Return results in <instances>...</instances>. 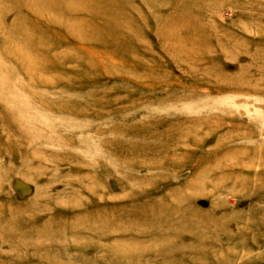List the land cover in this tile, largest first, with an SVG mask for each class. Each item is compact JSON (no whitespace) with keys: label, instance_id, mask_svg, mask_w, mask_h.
I'll return each instance as SVG.
<instances>
[{"label":"rangeland","instance_id":"374dc122","mask_svg":"<svg viewBox=\"0 0 264 264\" xmlns=\"http://www.w3.org/2000/svg\"><path fill=\"white\" fill-rule=\"evenodd\" d=\"M20 1L0 264H264V0Z\"/></svg>","mask_w":264,"mask_h":264},{"label":"bare ground","instance_id":"6f19581e","mask_svg":"<svg viewBox=\"0 0 264 264\" xmlns=\"http://www.w3.org/2000/svg\"><path fill=\"white\" fill-rule=\"evenodd\" d=\"M24 1V0H23ZM23 1H20V2H23ZM28 1H33V0H28ZM28 1H27V4H28ZM60 1V0H59ZM61 1H64V0H61ZM20 2H18V3H20ZM39 2V1H38ZM42 4H44V2H42V1H40ZM70 2V1H69ZM29 3H31V2H29ZM34 3V2H33ZM58 3V2H57ZM61 2H59V7H60V5L62 6L63 5V3H66V1L65 2H63L62 4H60ZM54 4H55V2H54ZM70 4H72V3H70ZM25 5V4H24ZM29 5V4H28ZM27 5V6H28ZM37 5H38V3H37ZM31 6H33V4H30V7ZM39 6V5H38ZM38 6H36V7H38ZM42 6V5H41ZM57 6V5H56ZM65 6H67V4H65ZM64 6V7H65ZM34 7V6H33ZM36 7H34V8H36ZM47 7V6H46ZM39 8V7H38ZM51 8V7H50ZM66 8V7H65ZM65 8H62V9H65ZM61 9V8H60ZM61 9V10H62ZM36 10V9H35ZM45 10V9H44ZM47 10V9H46ZM38 11V10H37ZM65 12V11H64ZM48 17H50V16H48ZM55 21H53V23H54Z\"/></svg>","mask_w":264,"mask_h":264}]
</instances>
